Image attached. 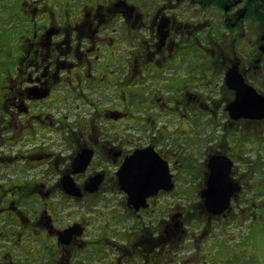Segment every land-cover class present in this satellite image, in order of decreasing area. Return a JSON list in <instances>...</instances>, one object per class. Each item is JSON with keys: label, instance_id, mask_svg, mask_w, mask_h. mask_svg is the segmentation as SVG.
<instances>
[{"label": "flooded vegetation", "instance_id": "af4514ba", "mask_svg": "<svg viewBox=\"0 0 264 264\" xmlns=\"http://www.w3.org/2000/svg\"><path fill=\"white\" fill-rule=\"evenodd\" d=\"M27 1L7 12L36 48L0 81V264H253L264 0Z\"/></svg>", "mask_w": 264, "mask_h": 264}, {"label": "rangeland", "instance_id": "374dc122", "mask_svg": "<svg viewBox=\"0 0 264 264\" xmlns=\"http://www.w3.org/2000/svg\"><path fill=\"white\" fill-rule=\"evenodd\" d=\"M25 2L28 5L27 0H18V1L17 0H0V11H1L0 12V28H2V30L0 31V81L2 77H9L10 79L11 77H13L14 79L12 83H9V81L7 80L8 83H5L3 85L4 87L1 84L2 89L5 91H9L10 86L14 88L16 86V83H15L16 80H22V78L25 77L29 73V71L34 69V66L30 64L31 60L27 61V58H29V55L25 54L26 49L28 47L36 48L35 41H33L31 37H28L30 36V34L25 31L26 29L29 28V25L22 24L21 26H18L14 22L12 24L7 23V21L14 20V17H12L11 15H7V12H9L10 10L18 11L19 6ZM32 43H34V45H32ZM43 52L45 53L46 61L54 58L48 55V51H46V49H43ZM23 54L26 55L25 60L23 59L22 62H20V60L22 59L20 57ZM115 68L116 67H113L112 69H115ZM19 69H23L22 73H18ZM113 89L114 87H111L110 89H103L102 90L103 99H107L108 97L106 93L108 91L112 92ZM135 90H138V88L136 87ZM79 103L84 104V100L80 99ZM104 103L105 102H102V104ZM63 105H65V102H63ZM84 105L88 106L87 104H84ZM95 199L96 201L98 200V198H95ZM88 201L91 204H94V201L92 199H88ZM69 202L70 200L64 201V203L66 204ZM100 210L102 209L100 208ZM103 210H106V209H103ZM245 227L244 226L240 227V231L244 232V236L245 234L250 233V231L246 230ZM117 228L118 227H116V229ZM229 229L231 230L230 233L232 235L234 233L233 232L234 227H231ZM230 233L226 235H230ZM241 237L238 238V241L239 240L241 241ZM247 243L251 244L254 249L253 254L255 256V259H253V264H264V231H258V230L253 231V233L249 235V239L247 238ZM224 256H225V252L222 251L219 257H224ZM87 258H90V257H87ZM239 262H240L239 264H241L242 259L239 260Z\"/></svg>", "mask_w": 264, "mask_h": 264}, {"label": "water", "instance_id": "95a60500", "mask_svg": "<svg viewBox=\"0 0 264 264\" xmlns=\"http://www.w3.org/2000/svg\"><path fill=\"white\" fill-rule=\"evenodd\" d=\"M135 179H136L137 183L141 182L142 184H146V185H148V186H151V182H152V181H150V182H145V181L141 178L140 175H138V176L136 175V176H135ZM216 179L219 180L222 184H224V183H223V182H224L223 179H219V177L214 176V177H213V180L216 182V184L221 185V183H220V184L217 183ZM224 185H225V184H224ZM218 197H222V196L218 195Z\"/></svg>", "mask_w": 264, "mask_h": 264}]
</instances>
